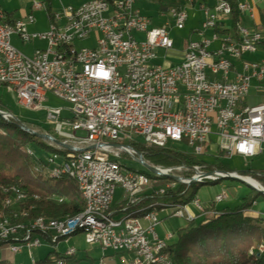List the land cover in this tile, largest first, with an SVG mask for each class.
Returning a JSON list of instances; mask_svg holds the SVG:
<instances>
[{
  "label": "built area",
  "instance_id": "1",
  "mask_svg": "<svg viewBox=\"0 0 264 264\" xmlns=\"http://www.w3.org/2000/svg\"><path fill=\"white\" fill-rule=\"evenodd\" d=\"M46 2L34 1L31 12L16 20L0 8V85L16 93L19 105L47 110L53 133L41 134L59 140L61 147L77 154V162L47 156L49 165L76 173L89 194L91 216L56 225L37 221L28 232H16L18 223L9 215L0 226V249L15 254L24 248L31 252L42 246V238L57 244V235L70 231L72 236L83 233L87 243L119 255L120 264H174L167 252L173 233L167 234V239L159 238V215L195 223L206 211L201 199L193 200L197 215L189 208L158 210L132 219V212H146V206L140 207L145 200H164L180 186L187 192L191 181L237 172L209 171L200 165L156 166L129 143L162 148L175 144L202 157L208 154L210 139L215 136L217 159L264 155V102H244L253 81L264 80V61L246 59L259 51L264 35L240 24L236 34L227 33L228 41H219V32H224L233 18L228 0H214L213 5L207 0H162L166 11H157L158 17L170 15L176 29L184 30L189 19L183 4L199 3L204 21L183 40L181 62L159 65L155 64L160 59L158 51H175V42L169 23L152 27L153 20L143 13L153 9L150 0H79L78 5H62L59 10L47 7ZM262 3L264 0L238 2V10L253 20ZM41 11L47 14L48 29L30 32L29 26L36 23L35 13ZM135 33L146 39L137 41ZM14 36L26 45L40 42L45 46L35 48L29 56L13 45ZM85 41L91 46L77 47ZM50 93L71 105V119H62L65 108L45 106ZM65 126L73 132H65ZM107 155L131 157L152 169V177L133 175L129 168L117 170L106 164ZM118 188L123 192L122 208L101 218V210L115 202ZM227 198L223 191L212 203ZM8 207L3 212H8ZM35 229H43V236H35ZM258 251L264 253V244ZM75 255L74 248L57 253L49 264H65L63 258ZM31 262L34 264V259Z\"/></svg>",
  "mask_w": 264,
  "mask_h": 264
},
{
  "label": "trees",
  "instance_id": "2",
  "mask_svg": "<svg viewBox=\"0 0 264 264\" xmlns=\"http://www.w3.org/2000/svg\"><path fill=\"white\" fill-rule=\"evenodd\" d=\"M51 5V0H47ZM204 2L206 0H203ZM233 7V18L224 33H237L241 24V12L236 0H228ZM51 8V7H49ZM264 45V44H263ZM0 110H10L0 99ZM16 120V121H15ZM34 126L21 119L4 120L0 116V217L6 207L2 201L5 195L3 187L19 186L27 191L28 200L25 203L30 209L29 219L46 217L58 219L67 215H75L83 211L85 202L75 181L64 178L60 181L45 179L35 171L33 159L26 153V149L55 153L57 150L37 136L28 133L24 128L33 129ZM51 133V129L48 130ZM39 133V132H38ZM136 150L144 154V158L156 166L173 167L185 165L206 166V169L231 171L227 164L218 162L208 163L202 157H196L186 151L174 147L146 146L142 143L130 142ZM42 149V150H41ZM53 149V150H52ZM52 151V152H51ZM55 151V152H54ZM67 151H64L63 154ZM218 160H221L218 158ZM241 175L252 177L264 186V169L248 170ZM171 180V179H168ZM164 183L162 180L160 184ZM201 185H193L187 192L186 187L180 186L170 191L164 198L165 202L190 204L197 197ZM192 192L189 194V192ZM185 192V193H184ZM260 193V192H259ZM61 200V203H60ZM145 200L140 207L148 206L153 200ZM256 202L253 193L244 197L242 204L235 209L217 210L215 207L206 209L195 223H185L176 228L173 238L168 242L167 252L174 264H264V253L260 256L250 255L251 248L264 244V217H249L245 211ZM121 204L113 209L122 208ZM162 208L159 206L158 210ZM144 213H135L143 217ZM59 256V255H58ZM64 263L72 258H63ZM50 255L38 261L40 264L49 262ZM0 264H13L0 259Z\"/></svg>",
  "mask_w": 264,
  "mask_h": 264
},
{
  "label": "rangeland",
  "instance_id": "3",
  "mask_svg": "<svg viewBox=\"0 0 264 264\" xmlns=\"http://www.w3.org/2000/svg\"><path fill=\"white\" fill-rule=\"evenodd\" d=\"M34 1H42V0H0V5H1L0 8L6 11L17 10L18 13L22 8L29 9ZM238 1L241 3H248V2H252L253 0H238ZM76 3L78 4L79 0H51V5L48 3V1L46 2V5L47 7H51L53 10H59L62 7V5H70ZM183 8L185 9L189 18L186 24V28L184 30H178L174 27V23L170 18V15H166L164 16V18L159 19L158 12L155 9L143 10V13L153 20L154 23L152 24V27H161L163 25H166V23H169L171 25L170 35L175 42V50H179L182 47L181 46L182 41L188 39L191 34V31L193 29L200 28L202 21H204V16L201 11V7L199 3L195 7L187 6L185 4ZM36 16L38 18V22L40 26L39 30L42 31L43 29H46L48 24L46 12L43 11L40 13H36ZM263 35H264V31H263ZM134 37L137 41L140 42H143L146 39V36L141 33H135ZM93 38L94 36H92V39ZM13 45L19 51L29 56L32 55L35 48L45 46L44 43H40V42H34L33 44L26 45L22 43L15 36L13 37ZM89 46H91V43L88 41L77 44L78 48L89 47ZM175 53L176 52H165L164 50H159L158 56H160V59L156 63L157 64L162 63L164 62V60L166 63L176 62V60L174 59ZM0 99L2 100L4 106H6L10 110V112L14 115L15 118L26 121L28 124L34 126L33 129L31 130H35L39 133H44L51 128V125L48 123L47 120V110L46 109L35 110L32 108H26L19 105L17 95L11 88L0 85ZM246 101L247 98L244 100V102ZM45 106L65 108L62 119L65 118L71 119L74 116L72 112H70L71 105L67 102H64L56 98L52 93L49 94ZM63 130L65 132H73L72 127L69 126H65ZM50 132L53 133V129ZM78 135H83V133L79 132ZM43 142L47 144L49 143L47 140H43ZM119 143L126 144L123 141H119ZM168 146L174 148L176 147L182 151L186 150V148H181L175 144H169ZM35 155L39 158H42L45 161L47 156L50 155V153L48 152L42 153V151L36 150ZM203 159L211 164H217L218 162L221 161L224 164H227L231 171L237 172L239 174H242L248 170L264 169V155L256 156L250 159H245L243 157L236 156L229 160L227 159L217 160L205 155ZM33 161H35V159H33ZM121 163L129 169L145 171V168L141 164H139L133 158L128 157L126 155L122 158ZM39 176H42L45 179H47L46 175L39 173ZM192 190L193 189H191L189 194L192 192ZM24 191L27 194V191L26 190ZM223 191L227 192L228 198L219 204H213L212 202H214L215 197L218 194L222 193ZM121 192L122 190L118 188L117 196H116L117 200L120 197ZM250 193H253V195L256 198V202L249 208V211L252 214L264 216V195L259 193V191L251 188L248 184H246L243 181H238L233 179H223L217 182H209V181L205 182V184L200 186L197 197L201 199L204 206L208 204L210 206L214 205L216 209H235L242 204L244 197ZM189 205H190L189 206L190 210L194 212L195 208L193 207V205L192 204ZM13 208H15V210L17 211L20 210L19 208H17V206ZM26 208L27 206H25V203H23L21 210ZM115 210H119V209L116 208ZM11 211L12 210L10 209L9 213L6 214L5 216H1V218L4 219L9 215H14L15 212H11ZM159 219L161 224L156 228V232L159 235L160 239H165L167 234L173 233L177 227L186 223L182 219H177L173 217L164 218L163 213L162 214L160 213ZM23 221L25 220H22V218L20 217V222ZM143 225L146 228L148 226V223L144 222ZM42 241H43L42 246L33 249L31 252L30 250L24 248L21 253L15 254L6 248L0 249V259L8 260L13 264H31L32 263L31 261L33 259L38 262L40 260L45 259L49 255L51 259H54L56 258L57 253L65 254L68 250L74 248L76 250V255L73 257L72 260L71 259L68 260V262H66L65 264H101L103 260L105 261V264H109L112 257L115 259L114 260L115 264H120L119 255L114 254V252L112 251L104 252L99 245L87 243L86 237L83 233L74 235L67 240H59L57 244H52L48 240H45L44 238H42ZM257 248L253 247L250 249V251L252 249L256 250Z\"/></svg>",
  "mask_w": 264,
  "mask_h": 264
},
{
  "label": "bare ground",
  "instance_id": "4",
  "mask_svg": "<svg viewBox=\"0 0 264 264\" xmlns=\"http://www.w3.org/2000/svg\"><path fill=\"white\" fill-rule=\"evenodd\" d=\"M150 2H152L154 6L157 7L158 11H166V3H163L162 0H150ZM219 41H228V34L224 32H219ZM0 116L6 121L16 119L6 114V112H2V111H0ZM32 131L37 132L35 130H32ZM47 141L49 142L48 143L49 146L57 150V152L54 151L55 153H51L49 156L60 157L61 159H65L66 162H77V154L70 153V150L68 148L61 147L60 145L53 143L52 140H47ZM64 151H67V153L63 154ZM26 153L31 158L35 159L34 168L36 172L46 175L47 178L55 180V181H60L64 178H70L73 181H75L78 186L79 192L85 202V206H84L83 211L75 215H67V216H64L58 219H49L46 217H36L35 219L32 218L30 220L29 219L30 209L26 208V209L21 210L22 204L26 203L28 200V195L26 194V192L18 186L5 187L2 189V193L5 195V199L3 203L6 207L9 205L8 210L11 209L12 210L11 212H15L14 215H10V216H12V218L15 219V223H18L16 225V232H28V230L36 226L37 221H40V223H43V224L56 225V224L80 222V221L87 219L89 216H91L89 194L86 193V186L78 182V178L76 177L75 172H72V170H69L67 168H60V167H56L53 165H49L48 157L44 161L42 158L37 157L35 155V151H33L31 148L26 149ZM121 160H122L121 157H117L114 155L106 156V164L115 166L117 170H128V168L125 167L121 163ZM144 168H145V171L134 170V169H129V171L132 172L133 175L143 176V177H152V170H150V168L148 167H144ZM223 179H233V180L243 181L246 184H249L252 187L257 188L258 190H264L262 189V186L260 185V183L257 182L256 180H253L252 178H248L238 173H224V174L214 175L213 180L191 181V187H193V185H203L205 184V182H208V181L217 182ZM12 191H14V194L12 193ZM195 199L196 198L194 197L193 200ZM193 200L190 203L192 205H193ZM16 206L17 208L20 209L19 211L13 208ZM159 206L162 208L161 210H174V209H189L190 205L183 204V203L165 202L164 200H153L152 202H149L148 206H146V210H151L150 212H157ZM113 207H114V203H111L108 205V210H101V218H108L109 213H115L116 210H114ZM135 213L137 212H132V219H139V217L136 216ZM20 217L22 218V220H25V221L20 222ZM5 220H9V216L5 217L4 219L0 217V226H2V224L5 223ZM35 236H43V229H35ZM70 237H72V232L62 231V233L57 235V243L59 242V240H67ZM259 246L256 250L252 249L250 251V255L260 256L262 254V251H258ZM38 263L39 262L34 260V264H38ZM41 264H49V262H43Z\"/></svg>",
  "mask_w": 264,
  "mask_h": 264
},
{
  "label": "crops",
  "instance_id": "5",
  "mask_svg": "<svg viewBox=\"0 0 264 264\" xmlns=\"http://www.w3.org/2000/svg\"><path fill=\"white\" fill-rule=\"evenodd\" d=\"M236 1L239 2L238 0H236ZM207 3L209 5H213L214 4V0H207ZM239 3H241V2H239ZM78 4L76 3L74 5H78ZM183 5H185V4H183ZM186 5L195 7L197 4L196 5L186 4ZM0 7H1V5H0ZM152 8L155 9L156 11H158L156 6H154ZM4 11L7 12L9 14V17L11 19H13V20L14 19L15 20L16 19H23L27 14H29L31 12V7L29 9L22 8V9H20V11L18 13H17V10H9V11L8 10L7 11L4 10ZM41 12H43V11H41ZM37 13H40V12H37ZM46 16H47V14H46ZM35 17H36V23L34 25L29 26L28 30L30 32H44V31H46L48 29V25L49 24H47L46 29H43L41 31V30H39L40 26H39V22H38V18L36 16V13H35ZM241 21H242L241 25H243V26H245V27H247V28H249L251 30H257V31H260V32L263 33V31H264V3L258 5L257 11L255 13V19L252 20L247 13H244V14L241 13ZM47 22H48V17H47ZM230 23L231 22H229V24ZM181 46H183V41H182ZM173 52H176L175 56H174V59L176 60V62H174V63L162 62V63H159V65H161V64H167V65H169V64H177V63L181 62V59H182V53H181L182 52V47L179 50H175ZM246 59L254 60V61H264V45H262L260 47L259 51L256 54H251V55L246 56ZM155 64H157V63L155 62ZM236 66H237L238 69H241L240 63L236 62ZM263 102H264V80L262 82H258L256 80H254L253 81V87H252V89H251V91L249 93V96L247 97V101L245 102V104H247V105H258V104H261ZM50 129L52 130V127ZM47 132H49V131H47ZM47 132H44V133H47ZM210 142L211 143H210V146H209V152H208L207 156H209V157H211L213 159H217L216 158V154H217V150H218V148H217V138L215 136H212L211 139H210ZM122 193L123 192H121V195L118 198V200L115 197L114 205H117V204L119 205V204L122 203ZM116 196H117V193H116ZM205 208L208 209V208H211V206L207 204V205H205ZM217 210H221V209H217ZM194 213L196 215L199 214V212L196 209H194ZM245 214L247 216H249V217H252V218H256L257 217V214H252L251 212L245 213ZM163 215H164V218H167V214L166 213H163ZM165 239H167V235H166ZM114 260L115 259L112 257L111 261L109 262V264H115Z\"/></svg>",
  "mask_w": 264,
  "mask_h": 264
},
{
  "label": "water",
  "instance_id": "6",
  "mask_svg": "<svg viewBox=\"0 0 264 264\" xmlns=\"http://www.w3.org/2000/svg\"><path fill=\"white\" fill-rule=\"evenodd\" d=\"M28 133H31V134H33V135H35V136H37L38 138H40V139H43V140H52L53 142H55L56 144H58V145H63V143L62 142H60L59 140H55V139H53L51 136H49V135H45V134H41V133H38V132H34V131H32L31 129H29V128H24ZM152 170V169H151ZM249 185V184H248ZM251 188H253V189H255V190H257V191H259L261 194H263L264 195V190H258V189H256V188H254V187H252L251 185H249Z\"/></svg>",
  "mask_w": 264,
  "mask_h": 264
},
{
  "label": "snow or ice",
  "instance_id": "7",
  "mask_svg": "<svg viewBox=\"0 0 264 264\" xmlns=\"http://www.w3.org/2000/svg\"><path fill=\"white\" fill-rule=\"evenodd\" d=\"M102 74L105 75V76L107 75V73H102Z\"/></svg>",
  "mask_w": 264,
  "mask_h": 264
}]
</instances>
